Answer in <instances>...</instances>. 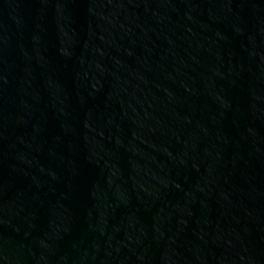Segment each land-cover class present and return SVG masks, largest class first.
<instances>
[{
    "label": "water",
    "instance_id": "obj_1",
    "mask_svg": "<svg viewBox=\"0 0 264 264\" xmlns=\"http://www.w3.org/2000/svg\"><path fill=\"white\" fill-rule=\"evenodd\" d=\"M0 264H264V0H0Z\"/></svg>",
    "mask_w": 264,
    "mask_h": 264
}]
</instances>
